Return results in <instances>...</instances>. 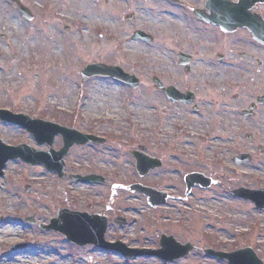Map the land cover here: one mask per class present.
I'll return each instance as SVG.
<instances>
[{"label": "rangeland", "instance_id": "obj_1", "mask_svg": "<svg viewBox=\"0 0 264 264\" xmlns=\"http://www.w3.org/2000/svg\"><path fill=\"white\" fill-rule=\"evenodd\" d=\"M18 1L35 18L23 17L13 0H0V108L74 127L107 142L74 146L65 158L63 178L42 165L8 163L0 178V221H15L19 234L0 243V255L20 257L27 250L29 262L17 258L23 264H229L203 251L230 252L250 245L264 259V209L233 194L242 186L264 188V108L254 120L242 116L253 100L244 72L195 63L186 73L178 56L186 51L184 45L168 39L181 30V23L169 18L173 9L160 2ZM130 12L138 18L134 25L125 20ZM136 27L154 36L153 29H159L156 43L131 40ZM94 63L119 65L139 77L141 85L132 89L107 77L83 80L81 71ZM154 74L166 85L196 91L199 110L195 104L169 101L155 87ZM213 132L219 134L214 140ZM247 133L255 139L248 140ZM0 138L8 145L50 149L25 129L2 121ZM62 145L59 136L53 146ZM140 146L162 161L144 176L132 155ZM240 153L252 154L253 160L237 165L234 158ZM189 173L204 174L213 182L187 192ZM74 174H98L105 184L77 182L69 177ZM134 184L166 192L167 203L152 207L145 195L131 191ZM64 208L106 216L109 242L156 250L167 235L183 245L190 242L193 250L173 263L155 256L124 257L92 245L82 247L25 221L34 217L47 224ZM118 217L126 225H118ZM15 245L26 246L17 250Z\"/></svg>", "mask_w": 264, "mask_h": 264}, {"label": "water", "instance_id": "obj_2", "mask_svg": "<svg viewBox=\"0 0 264 264\" xmlns=\"http://www.w3.org/2000/svg\"><path fill=\"white\" fill-rule=\"evenodd\" d=\"M258 1L264 0H240L237 5L231 4V6H228L226 12H228V14L245 13L243 11L247 10L251 2ZM21 9L23 8L21 7ZM82 74L84 78H87L92 75H105L113 77L116 79L123 80L133 87H136L139 84V80L136 77L126 74L120 67L117 66H109L105 64L89 65L83 70ZM167 91L170 94V97L174 100H190L186 98V95H180L174 89H172V93L170 92V89ZM0 116L3 120L14 122L27 128L30 132L35 135L40 144L47 142L52 145L55 136L58 134H62L64 137V147L60 151H55L54 149H51V151L49 152L35 150L27 145H20L17 147L8 146L5 145L0 139V176L3 175L2 170L9 160L20 158L32 164H45L48 170L55 171L62 177L64 176L63 169L65 167L63 158L65 155H67L70 148L74 144H86L90 141L103 142L102 139L97 138L95 136L86 135L74 129L62 127L52 122L32 120L28 116L22 114L15 115L11 112L2 110L0 111ZM135 156L138 161V170L142 175L147 173L152 167L156 166L155 164H153L152 159L145 157V155L142 153H135ZM146 159L150 162H148ZM236 159L238 163H241L245 160H248L249 157L248 155H240ZM195 177H197V179ZM74 178H76L77 180L88 181L91 183L104 182V178L97 175H91L87 177L74 176ZM196 181L205 182L206 179H203L202 177L197 175H191L187 177L189 187L192 186ZM206 184L209 185L210 181L207 180ZM132 189H136L150 196V201L154 205L157 203L165 202L166 195L162 193H157L153 189L141 187L139 185L133 186ZM234 192L238 196L252 199L257 203V206L259 208H262L264 206V190L252 191L245 188H241L235 190ZM157 196H161V198L158 199ZM117 222L119 224H125L126 220L118 218ZM107 226L108 220L104 216L90 215L87 212L70 211L68 209H64L59 212L57 218L51 220L50 225L44 227L47 229H55L57 231H60L67 236L68 240L78 243L80 245L95 244L96 246L101 248L119 251L127 256H139L142 254H149L159 255L167 260H173L187 255L188 252L193 248L190 243L185 246H181L180 244L176 243L175 240L171 237L167 240L170 241L168 245L163 242L165 248L164 250L159 252H145L134 249L125 250V245L121 244L120 242L109 243L105 241V232L107 230ZM171 250H175L176 253H173L170 256L164 254V251ZM206 252L211 253L213 255H217L221 258H228L234 264H256L257 261V258L252 253L251 249H245L235 254L214 252L212 250H208ZM244 255L248 257V261L240 262L239 258Z\"/></svg>", "mask_w": 264, "mask_h": 264}, {"label": "flooded vegetation", "instance_id": "obj_3", "mask_svg": "<svg viewBox=\"0 0 264 264\" xmlns=\"http://www.w3.org/2000/svg\"><path fill=\"white\" fill-rule=\"evenodd\" d=\"M207 2L208 0L160 1L173 9L169 18L181 23V30L176 29L177 34L168 39L172 43L184 45V52L191 56V66L196 63L213 65L220 70L224 67L244 72L245 78L250 82L249 90L252 91L254 101L260 94H264V3L257 4L252 9L247 26L228 31L210 19L213 12L207 8ZM136 21L135 18V22L131 24L134 25ZM164 22L169 24L170 20ZM154 23L161 25L157 21ZM153 30L155 35L160 33L159 29ZM194 93L197 95L196 91ZM196 106L199 109L197 104ZM261 107L264 108L260 106L259 109Z\"/></svg>", "mask_w": 264, "mask_h": 264}, {"label": "bare ground", "instance_id": "obj_4", "mask_svg": "<svg viewBox=\"0 0 264 264\" xmlns=\"http://www.w3.org/2000/svg\"><path fill=\"white\" fill-rule=\"evenodd\" d=\"M219 134L216 132H213L210 136L211 139H215ZM210 139V140H211ZM220 174H224L223 172H220ZM132 209H135V206L132 207ZM18 224L13 221V220H3L0 221V243L3 241L5 242H11L15 235L19 234L18 230ZM29 251L23 250L21 251V255L23 256H11V258L7 257V255H0V264H23V263H18V259H22L24 262H29L30 261V255ZM25 255V256H24Z\"/></svg>", "mask_w": 264, "mask_h": 264}]
</instances>
